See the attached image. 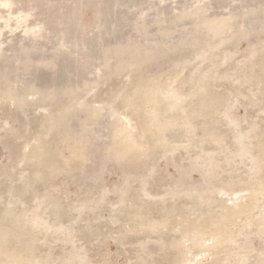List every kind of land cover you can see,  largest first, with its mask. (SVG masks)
Here are the masks:
<instances>
[{
    "label": "rangeland",
    "instance_id": "obj_1",
    "mask_svg": "<svg viewBox=\"0 0 264 264\" xmlns=\"http://www.w3.org/2000/svg\"><path fill=\"white\" fill-rule=\"evenodd\" d=\"M0 264H264V0H0Z\"/></svg>",
    "mask_w": 264,
    "mask_h": 264
}]
</instances>
